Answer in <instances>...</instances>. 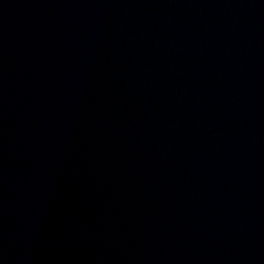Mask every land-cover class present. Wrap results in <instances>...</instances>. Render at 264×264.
<instances>
[{
	"label": "water",
	"instance_id": "95a60500",
	"mask_svg": "<svg viewBox=\"0 0 264 264\" xmlns=\"http://www.w3.org/2000/svg\"><path fill=\"white\" fill-rule=\"evenodd\" d=\"M0 264H264V0H0Z\"/></svg>",
	"mask_w": 264,
	"mask_h": 264
}]
</instances>
